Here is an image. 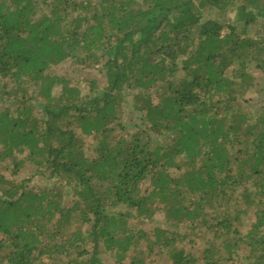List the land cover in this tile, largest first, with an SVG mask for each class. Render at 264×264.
I'll return each instance as SVG.
<instances>
[{"label":"trees","instance_id":"1","mask_svg":"<svg viewBox=\"0 0 264 264\" xmlns=\"http://www.w3.org/2000/svg\"><path fill=\"white\" fill-rule=\"evenodd\" d=\"M44 3L0 0V264H264V106L247 98L264 34L237 32L264 0ZM66 61L105 86L51 74ZM26 166L54 183L13 178ZM156 214L165 229L130 223Z\"/></svg>","mask_w":264,"mask_h":264},{"label":"rangeland","instance_id":"2","mask_svg":"<svg viewBox=\"0 0 264 264\" xmlns=\"http://www.w3.org/2000/svg\"><path fill=\"white\" fill-rule=\"evenodd\" d=\"M40 1V7L42 10H45V3H48L49 0H39ZM79 1V0H77ZM140 2L141 0H136ZM234 16V11H230L226 15V19L228 21H231V19ZM241 37H250L255 38L257 35L264 34V22L259 21L253 25H249L245 33L241 32L240 29L237 31ZM249 73L254 77L255 79V86L250 89V91L247 94V98L249 99V102L252 103V105L259 110L262 106H264V76L262 73H260L258 70L253 68V65L249 66ZM52 75H56L58 77H63L67 79L71 84V86L77 87L83 95L88 93L89 85L91 81H96L99 88H103L106 84L105 77L103 74V71L101 69V66H92V67H83L80 64L75 63L74 61H66L56 67H53L51 70ZM8 86L9 89L10 84L6 80L0 81V90L2 87ZM60 88H57V91H59ZM3 107H10L9 102L2 103ZM37 112V110H36ZM87 145L85 148L86 155L90 157L92 155V147H93V141L91 139H88L86 141ZM5 176L10 178V173L4 172ZM171 175H177L178 172L175 170H170ZM31 167L26 166L25 169H22L18 172L16 176L13 178L20 180H27V178L31 177ZM54 183L53 180H49L44 177H31L28 186L32 187L34 189L47 187L49 185H52ZM252 222V219H246L245 220V227L244 231L248 229L249 223ZM132 225L136 226L139 229H142L146 233H152L153 229L156 227L159 228H166V223L164 221V218L160 214H156L151 221H141L138 219H132L130 222ZM181 233L184 232L183 229L180 230ZM198 245H201L199 243ZM186 250H189L190 246L186 243L182 245ZM156 250H159L158 248H155ZM104 264H115L113 261V258L110 255H104L103 257ZM124 264H127L125 262ZM153 264H169L166 257H158L156 258V262H153Z\"/></svg>","mask_w":264,"mask_h":264}]
</instances>
